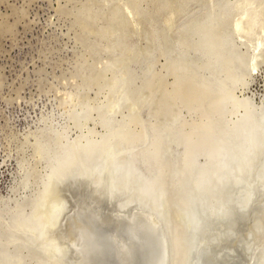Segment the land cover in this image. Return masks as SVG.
<instances>
[{"label":"rangeland","instance_id":"374dc122","mask_svg":"<svg viewBox=\"0 0 264 264\" xmlns=\"http://www.w3.org/2000/svg\"><path fill=\"white\" fill-rule=\"evenodd\" d=\"M263 4L264 0H0V254L18 252L6 246L5 239L16 212L25 209L36 187L45 134L52 119L60 120L62 104L71 96L95 104L121 75L141 104L134 119L142 120L149 148L161 158L160 174L170 191L181 248L186 239L178 223L180 196L172 185L177 156L192 144L209 113L215 116L214 99H220V91L236 75L237 60L234 64L229 59L244 48L226 52L231 23L239 10L250 7L256 20L250 39L264 38ZM235 38L237 44L244 41ZM250 73L246 92L256 104L264 103V62ZM133 125L134 132L140 130ZM27 252L22 251L26 259L32 256ZM177 259L176 255L175 264Z\"/></svg>","mask_w":264,"mask_h":264},{"label":"bare ground","instance_id":"6f19581e","mask_svg":"<svg viewBox=\"0 0 264 264\" xmlns=\"http://www.w3.org/2000/svg\"><path fill=\"white\" fill-rule=\"evenodd\" d=\"M249 8L239 10L227 32L231 40L226 37L227 53L240 46L244 48L238 50L236 58L229 57L234 64L237 60L234 66L236 73L233 72L236 75H232L234 79L230 78L226 88L220 91V99H214L215 116L209 113L205 124L191 140L192 144L181 148V157L177 156L176 174L171 184L180 196L177 208L181 207L176 212L186 239H183L185 242L182 240L181 248L176 240L178 234L174 230L169 207L170 191L163 185L160 174L161 158L155 148H149L142 120L138 123V118L134 119L141 104L121 75L107 87L106 92L101 93L104 95L102 99L95 98V104L68 97L62 104L60 120L52 119L45 134L42 158L39 157L43 166L36 172V187L27 197L29 202L25 209L16 212L10 234L5 239L6 246L17 247L18 252L1 253L0 264H175L176 255L179 257L176 264H264V172L261 182L255 175L264 145L253 140L250 134L235 146L240 152L228 151L234 166L229 161L226 163L236 181H242L243 185H236L241 187L236 192H246L249 197L247 207L240 213L237 205L226 206L225 211L229 210V215L225 220L213 213L204 215L194 230L192 248V236L184 217V211L188 209L185 207L188 194L195 198L190 187L186 192L187 183L183 177H188L184 172L192 165L203 166L196 159L201 153L210 157L222 150L219 144L227 135L228 127L245 120L237 127L244 129L245 124L257 122L256 115L264 114V103L256 104L246 92L250 72L264 62V38L256 34L255 42L250 39L256 32V20L250 15ZM262 22L260 26H263ZM236 35L244 41L237 44ZM227 53L224 55H229ZM133 124L140 126V130L134 132ZM237 128L228 133L229 142H226L225 150L234 144L235 137L242 134L241 128L239 131ZM215 137L218 140H213ZM175 145L182 146L179 142ZM177 152L179 154L180 151ZM139 158L142 167L150 173L146 181L153 192H148L132 175L115 167L116 164L117 168L131 165L134 159ZM216 171H209V179L214 183L217 178L225 177L224 174L217 175ZM154 197L159 199V203ZM224 249L231 254L221 253ZM23 250L32 256L24 258Z\"/></svg>","mask_w":264,"mask_h":264},{"label":"water","instance_id":"95a60500","mask_svg":"<svg viewBox=\"0 0 264 264\" xmlns=\"http://www.w3.org/2000/svg\"><path fill=\"white\" fill-rule=\"evenodd\" d=\"M255 119L257 122L245 124L243 127H238V125H242L245 120L239 121L235 126L234 124L227 128L228 133L232 131L233 129L241 128L242 134L239 135V137H235L234 144L229 147L228 150H225L226 148V142H229L228 133L225 134V138H222L219 144V149H222L221 151H217L215 155L207 156L205 153H201L196 158L199 160V162H202L201 165H203L201 168L195 167L194 165L188 167L186 173L188 178H184V183H187V187H190L192 191L194 192L195 198H191V195L188 194V200H185V207H187V211H184V217L187 221V228L191 234L192 242H190V246L194 245V230H197L198 226L200 225V220L204 218V215L213 213L214 215H217L221 218V220H225L228 218L229 210L225 211L226 206H233V204L237 205L239 212H243V210L247 207V201L248 196L245 194L246 192H236L241 187L236 186L237 184H242V181H236L235 177L233 176V173L231 169H229L228 166H226L227 161L231 163L232 166H234L233 159L229 158L230 154L228 151L233 152H240L238 151L235 146L239 143L241 139H244L246 136H252L253 140L257 142H261L264 145V114L259 113V115L255 116ZM247 122V121H246ZM250 134V135H249ZM216 138L218 140V137H215L213 140L216 141ZM220 140V139H219ZM214 141V143H215ZM235 148V149H232ZM137 153V151H136ZM225 159V160H224ZM201 160V161H200ZM140 158L134 159L133 164L122 166V168H117V164L115 165L116 169L119 171H125L132 175L134 179L138 183H142L144 186L143 188L147 189L148 192H153L152 187L147 183L146 179L150 177V173L146 172V168L142 167V162L140 161ZM222 161V162H221ZM225 161V164L223 163ZM259 166L257 168V181L261 182L262 174L264 172V151L262 152L261 159L259 161ZM210 168V169H209ZM209 169V170H207ZM217 170L216 174L221 175L224 174L225 177H219V180L217 178V181L214 183L209 179L210 170ZM207 170V171H206ZM223 170V172H222ZM205 171V173H204ZM193 172V173H192ZM192 174V176L188 175ZM191 178H190V177ZM188 179H190V185L188 183ZM218 182V183H217ZM189 185V186H188ZM243 185V184H242ZM184 191V190H183ZM184 196H186L184 191ZM157 199V197H154ZM156 203H159V199L155 200ZM246 206V207H245ZM230 234V233H227ZM225 251H222L223 254H231V252L228 249H224ZM171 252V249H170ZM192 251H190V254ZM185 260V259H183Z\"/></svg>","mask_w":264,"mask_h":264}]
</instances>
